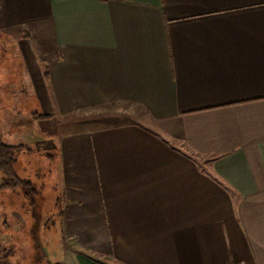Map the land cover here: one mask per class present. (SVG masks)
Here are the masks:
<instances>
[{
	"label": "crops",
	"instance_id": "obj_1",
	"mask_svg": "<svg viewBox=\"0 0 264 264\" xmlns=\"http://www.w3.org/2000/svg\"><path fill=\"white\" fill-rule=\"evenodd\" d=\"M0 32L43 114L98 117L57 137L68 264H264V0H0Z\"/></svg>",
	"mask_w": 264,
	"mask_h": 264
},
{
	"label": "rangeland",
	"instance_id": "obj_2",
	"mask_svg": "<svg viewBox=\"0 0 264 264\" xmlns=\"http://www.w3.org/2000/svg\"><path fill=\"white\" fill-rule=\"evenodd\" d=\"M41 113L15 40L0 32V137L6 144L29 149L17 158L16 170L37 189L33 204L20 188L0 189V264L69 263L71 244L63 230L58 155L50 160L44 154L45 149L54 153L51 144L57 147L60 134L98 117L71 114L43 120L37 118ZM128 114L127 119H146L145 114ZM197 162L205 164L200 157Z\"/></svg>",
	"mask_w": 264,
	"mask_h": 264
},
{
	"label": "trees",
	"instance_id": "obj_3",
	"mask_svg": "<svg viewBox=\"0 0 264 264\" xmlns=\"http://www.w3.org/2000/svg\"><path fill=\"white\" fill-rule=\"evenodd\" d=\"M43 76L45 78L48 76L46 69H44ZM37 118L49 120L51 116L41 113L37 115ZM51 148L54 150V153L51 154L49 153L48 149H45L44 155L46 158L53 160L56 157L55 154H57V147L51 144ZM28 150L29 149L20 144H6L0 137V189L20 188L24 197L30 199V202L33 204L35 202L34 197L37 194V189L32 185L29 179L20 177L16 170L17 158L20 154H23Z\"/></svg>",
	"mask_w": 264,
	"mask_h": 264
}]
</instances>
